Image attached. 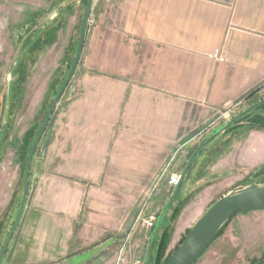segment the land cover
<instances>
[{"label":"crops","instance_id":"crops-1","mask_svg":"<svg viewBox=\"0 0 264 264\" xmlns=\"http://www.w3.org/2000/svg\"><path fill=\"white\" fill-rule=\"evenodd\" d=\"M263 85L264 0H95L69 96L32 168L11 263L93 245L111 229L94 217L110 215V198L143 193L127 219L159 210L164 167L190 143L193 120Z\"/></svg>","mask_w":264,"mask_h":264},{"label":"rangeland","instance_id":"rangeland-1","mask_svg":"<svg viewBox=\"0 0 264 264\" xmlns=\"http://www.w3.org/2000/svg\"><path fill=\"white\" fill-rule=\"evenodd\" d=\"M86 1L0 0V133L5 134L0 145V248L20 204L29 148L72 65ZM37 35L40 39L38 47L28 49V46L26 49L27 43ZM18 63L21 64L20 70H15L11 76L12 67ZM8 85L9 100L5 116ZM68 87L36 148L31 175L33 166H36L47 148L54 117L69 96ZM261 100H264V85L224 108L206 111L201 118L193 120L189 132L190 143L177 153L173 161L169 159L166 163L158 186H166L164 192L160 193L162 200L159 210L145 208L141 215V218L154 217L155 225L172 193L173 188L167 185L168 176L173 173L181 174L189 157L201 146L190 163L179 188V195L167 210L166 227L169 238L161 263L168 259L192 225L222 195L261 184L264 180L261 173L264 155L252 159L257 151H264V129L233 127L236 121L250 113L264 117V110L252 109ZM226 128H229L227 132ZM144 186L146 184H143L142 189ZM142 196L143 193L141 198ZM141 198H110V215L94 214L96 222L107 219L110 231L102 232L103 237H95L91 246L74 245L71 247V254L63 260L37 264H114L128 233L130 237L127 240L126 260L131 262L135 259L142 263L147 240L154 228L145 230L141 226L142 222L136 221L138 214L128 216L127 219V212L131 209L139 211L143 203ZM85 221L84 215L82 224ZM20 222L2 264H13L10 254ZM127 223H131L130 227L134 225L139 231L135 234L133 231L129 232ZM106 236L109 241L102 240ZM155 253L156 249L153 251L151 264L154 263ZM263 258L264 211L234 216L194 264H252Z\"/></svg>","mask_w":264,"mask_h":264},{"label":"water","instance_id":"water-1","mask_svg":"<svg viewBox=\"0 0 264 264\" xmlns=\"http://www.w3.org/2000/svg\"><path fill=\"white\" fill-rule=\"evenodd\" d=\"M95 0H87L85 10L83 13L80 32L78 37V44L75 52V56L71 65V68L61 85L56 96L52 100L44 119L40 125V128L29 148L24 170L23 188L21 193L20 204L16 213V217L12 223L11 229L8 232L6 239L4 240L0 248V264H2L3 257L6 253L7 247L18 227L23 212L26 207L29 182H30V169L31 163L36 151V148L47 128V125L54 113V110L62 97L64 91L68 87L78 65L80 62L81 54L85 44V38L87 33V27L89 25L91 11ZM229 124V123H228ZM228 124L226 126H228ZM201 146L198 147L200 149ZM198 149L190 156L183 171L180 174L177 184L172 189L170 198L166 204L164 212L161 214L159 220H157L151 237L147 240V245L143 257L142 264H149L150 255L155 243L156 236L160 229V226L166 216L167 210L173 199L175 198L184 178L186 172L190 166L192 159L197 153ZM264 211V184H253L248 187L240 188L238 190L230 191L222 195L190 228L181 244L176 250L169 256L164 264H193L199 260L206 250L210 247L214 238L222 227L237 213H253ZM259 264H264V261Z\"/></svg>","mask_w":264,"mask_h":264},{"label":"trees","instance_id":"trees-1","mask_svg":"<svg viewBox=\"0 0 264 264\" xmlns=\"http://www.w3.org/2000/svg\"><path fill=\"white\" fill-rule=\"evenodd\" d=\"M87 3V1H86ZM85 10V9H84ZM46 33V32H45ZM40 43V39H39V36H34L28 43H27V46H26V49L28 46H30L28 49H31V48H34V47H38ZM78 44V42H77ZM77 48V46H76ZM76 52V51H75ZM24 53V52H23ZM21 68V64L18 63L16 64L15 66L12 67V72L10 73L11 76H13V73L15 72H18ZM71 68V67H70ZM70 70V69H69ZM65 80V79H64ZM64 82V81H63ZM9 86L8 85V89H7V94H6V106H5V116L7 114V108H8V100H9ZM252 95V94H251ZM253 110L255 111H260V110H264V100H261L259 101L256 105L253 106L252 108ZM44 119V118H43ZM237 123H235L233 125V127L235 126L236 128H246V127H255V128H262L264 129V117L260 116L259 114H254V113H250L249 115L243 117L242 120H239V121H236ZM4 127V125L2 126ZM229 129V128H228ZM228 129L226 128L225 132L228 131ZM231 129V127H230ZM224 132V133H225ZM4 136L5 134L3 132L0 133V145L2 144L3 142V139H4ZM35 154V153H34ZM190 158V157H189ZM190 167V166H189ZM189 169V168H188ZM25 170V169H24ZM261 173L264 175V168L261 170ZM30 177H31V169H30ZM264 178V177H263ZM261 184H264V180L261 182ZM30 185V183H29ZM179 195V190L175 196V198L173 199V201H175V199L177 198V196ZM171 206V205H170ZM169 206V207H170ZM175 212H176V209H175ZM237 214H240V213H237ZM237 214H235L234 216H236ZM233 216V217H234ZM232 217V218H233ZM232 218L222 227V229L218 232L217 236L214 238V241L221 235L222 231L225 229V227L227 226V224L232 220ZM166 216L160 226V234H159V231H158V234L156 236V239H155V243L153 245V248H152V251H151V255H150V261H149V264L152 263V254H153V251L154 249H156V253H155V259H154V263L153 264H164L167 259L161 263V260L164 256V252H165V249L167 247V243H168V238H169V233H168V229L166 227ZM183 241V240H182ZM181 241V242H182ZM213 241V242H214ZM212 242V243H213ZM181 244V243H180ZM6 254V253H5ZM169 258V257H168ZM264 261V258L261 259L260 261L258 262H253L252 264H259L260 262ZM194 264V263H193Z\"/></svg>","mask_w":264,"mask_h":264},{"label":"built area","instance_id":"built-area-1","mask_svg":"<svg viewBox=\"0 0 264 264\" xmlns=\"http://www.w3.org/2000/svg\"><path fill=\"white\" fill-rule=\"evenodd\" d=\"M217 60L218 61H223V57L222 56H217ZM180 177V173H173L170 176H168V180H167V185L170 188H174V186L177 184L178 180ZM142 222V226L144 227L145 230H151L155 227V218L152 216L143 218L141 220ZM128 241L126 240L122 246L120 247L121 249H119L118 254H117V258L114 262V264H142L140 261L137 260H132L131 262H128L126 260V246H127Z\"/></svg>","mask_w":264,"mask_h":264}]
</instances>
